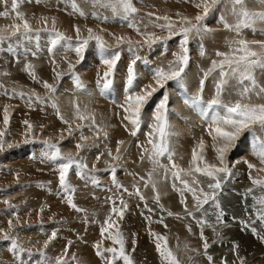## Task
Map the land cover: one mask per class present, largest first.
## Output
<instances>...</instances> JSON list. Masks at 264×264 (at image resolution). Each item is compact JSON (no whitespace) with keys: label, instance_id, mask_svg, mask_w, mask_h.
<instances>
[{"label":"rangeland","instance_id":"obj_1","mask_svg":"<svg viewBox=\"0 0 264 264\" xmlns=\"http://www.w3.org/2000/svg\"><path fill=\"white\" fill-rule=\"evenodd\" d=\"M131 2L137 11L125 16L122 11L114 14L110 8L93 6L92 0H75L78 9L84 13L81 16L79 11L73 9V0H17V11L24 14L33 30L29 38H24L11 34L14 24H22L11 10L12 0L6 3L0 0V13L9 12L8 17L0 15V33L5 36L0 42V132L3 133L0 140L4 143L0 151V262L56 264L59 258L62 264H124L122 258L113 259L112 253L104 251L112 247L119 250V245H114L111 239L119 231L123 234L125 254L132 264H169L157 251L158 242L162 248L171 251L178 264H204L199 260L213 248L209 243L207 250L203 245L184 257L177 249L172 234L178 226L189 228L190 224L193 227L196 223L201 228L211 226L209 220L213 221L210 232L214 234L203 231L204 241L215 235L218 242L215 246L222 245V250L215 248V253L210 257L213 255V258L215 254V257L219 255L223 259L233 250V243L223 231L228 228L219 226L218 229L216 226L227 224L231 228L238 225L240 230L247 226L241 234H249L257 243L241 240L240 245L246 252L241 254L240 264H264V257H259L264 252V245L261 248L263 252L259 250L264 244V221L258 216L259 211H264V205L259 203L264 199V187L250 184L253 179L264 180V171L257 173L264 169V164L255 154L259 145L264 143V128L259 124L245 128L227 148L224 160L232 175L217 174L221 181L220 188L209 189L208 184L215 181L194 172L197 165L203 168L205 163L223 166L217 159V145L210 144L215 132L212 135L209 133L212 119L225 114L224 105L238 101L264 104V92L259 91L264 88V67L257 66L252 70L256 87L253 88L248 80L241 82L239 77L229 76L220 87L219 96V69L205 78L212 62L223 59L216 55L217 52L232 54V49L238 47L234 41L246 40L253 50L259 51V46L251 42H264V21L257 20L251 27L242 28L237 35L235 31L226 29L221 21V17L229 25H235L238 21V16L232 12L230 0H216L215 4L212 0ZM204 6L209 7V12L201 23L209 31L190 35L187 44L189 63L182 81L168 80L164 82V88L157 87L155 73L161 69L165 72L170 70L169 66L176 60L174 54L181 52L182 37L174 35L169 38L167 29L156 26L166 22L156 20V17L168 16L178 32L184 26L182 18L187 17L196 23L195 16L203 15ZM244 6L252 12H264V4L259 0H245ZM130 23L139 27L142 34L138 35L129 27ZM89 29L92 30V37L100 36L103 39V56L95 39H89ZM55 32L70 37V42L61 41L52 48ZM144 33H155L160 39L149 45L144 42ZM117 37L130 38L133 42L131 50L125 41L118 42ZM85 39L89 42L82 48L81 56H77L74 49L79 46L78 41ZM19 46L25 48V53H19ZM50 48L52 51H49ZM202 50L204 55H201ZM114 53H119L120 58L108 77L111 83L105 88L104 73L108 68L102 60L110 59ZM69 63L73 65L71 70ZM28 65L33 66L31 70L27 68ZM130 68L133 73L131 88L128 86ZM29 71H34L35 79ZM44 74L50 76L48 80L51 81L47 83L55 87V92L43 86L47 81L41 80ZM76 78L81 87L77 86ZM149 85L157 90L143 106L140 126L133 136V125L124 119L128 115L124 111L126 98L129 93H141ZM246 88L250 91L242 95ZM164 95L168 96L166 142L174 153L173 161L178 168L191 172V175L182 172L181 179L188 180L190 186L198 191L202 188L209 190L204 192L215 195L214 200L209 198L202 206L198 205L192 192L184 190L180 180L172 176V171L176 169L171 168L167 155L159 158L160 163L169 169L167 173L165 168L157 167L149 159L152 145L148 140H158L157 133L151 127L156 123L153 117ZM197 96L202 97L199 104L193 106L185 103L186 98ZM29 97L32 98L31 102ZM37 97L43 103L38 102ZM217 98L220 105L210 107V102ZM5 112L8 115L7 124L4 123ZM80 116L86 118L80 119ZM25 121L32 125L31 130ZM218 140L221 139H213V142ZM45 141L59 147L63 156H72L87 164V168L83 169V178L77 174L80 170L75 167L69 169L67 177L72 190L71 199L82 211L69 206V195L59 183V164L63 161L54 162L47 157L49 148ZM77 145L81 147L78 149ZM193 149L199 158L196 164L192 163ZM117 156L118 159L115 158ZM245 161L255 167L248 169ZM193 179L197 183L193 184ZM117 184L123 187H117ZM173 184L176 185L175 189ZM137 189L143 200L136 194ZM196 195L203 199L199 192ZM173 198L179 200L177 208L169 203ZM121 200L127 204L126 209ZM113 207L123 210L122 219L112 212ZM233 209L245 210L244 215L254 220L245 224L228 223L229 213ZM109 217L110 228L105 224ZM219 220L225 223L220 221L222 223L219 224ZM102 227L107 228L103 237ZM6 233L16 241L15 248L11 240L4 239ZM52 233L56 234L55 237ZM194 236L197 240L198 236ZM159 237L165 238L166 243ZM97 244L104 258L97 255ZM248 244L253 247H250L252 252L249 254V250H246ZM235 247L238 249L239 245L235 243ZM226 262L222 260L220 264H229Z\"/></svg>","mask_w":264,"mask_h":264},{"label":"snow or ice","instance_id":"obj_2","mask_svg":"<svg viewBox=\"0 0 264 264\" xmlns=\"http://www.w3.org/2000/svg\"><path fill=\"white\" fill-rule=\"evenodd\" d=\"M6 3L7 0H4ZM261 4H264V0H259ZM93 6H99V7H106L110 8L112 12L118 13V12H123L125 16L132 15L136 13L137 9L132 5L131 0H92ZM212 3L215 4L216 0H212ZM230 3L232 5V12L234 15L238 16V21L235 25H229L227 21L224 20L223 17H221V21L224 23V27L230 31H235L237 35H239L240 31L242 28H248L251 27L257 20L264 21V12H252L249 11L245 5V0H230ZM197 7H201V5H196ZM237 6H240L237 8ZM17 0H12L11 4V10L12 12L16 13V18L22 21V24H14L12 27L14 31H12V35H20L23 36L24 38H29L30 35L32 34L33 30L30 26V23L27 19L24 18V14L20 13L17 11ZM72 7L75 11H79V14L81 16L84 15L82 10L78 9V6L75 3V0H73ZM209 12V7L204 6L203 8V15H196L195 16V21L196 23H193L190 19L187 17L182 18L181 23L184 25L179 29V31H175V24L173 21L170 20L168 16H163V17H156V20H164L166 23L163 25H156L157 27H160L162 29H167L168 31V36L171 38L174 35H180L182 37L181 42H180V47H181V52L176 55V60L173 65H170V70L168 72H165L163 69L158 70L155 73L154 79L156 82V86L159 88H164L165 81L168 80H176L178 82L182 81L183 79V74L185 72V68L187 67L189 63V55H188V48L187 44L190 38V35L195 32L197 35H200L202 33H207L209 29L201 23V21L208 15ZM0 15H3L4 17H8L9 12L5 11L3 13H0ZM150 16L152 15L151 13L149 14ZM45 23L47 21L45 20ZM55 21H53V24ZM21 27L23 28V31L21 32ZM129 27H132L138 35H141V30L139 27H136L134 24H129ZM77 34L79 35V29L76 30ZM90 33L89 39H95L97 42V45L101 51V54L103 56V52L105 50V44L103 39L100 36H91L92 30H88ZM55 39L51 41L52 48H55L56 45L61 42L68 40L70 42L71 38L70 37H65L59 32H55ZM145 35V43L151 45L153 43H156L157 40L160 38L156 36L155 33H144ZM5 39V36L0 33V42H3ZM117 41H125L128 46L129 50H131L133 46V42L130 38H125V37H117ZM89 40L85 39L83 41H78L77 47H75V52L77 56H81V50L82 48L86 47L88 44ZM238 45V47L232 49V54L228 53H221L217 52V56L223 57L222 60L220 61H213L211 68L205 73V78L207 75L211 74L213 71H216L219 69V75L221 77L220 84L218 85V96H219V91L220 87L222 86L223 83L226 82L227 78L229 76L233 77H239L241 82L244 80L250 81L252 87H256L255 80L252 76V70L257 67H264V42L260 41H252L251 44H256L259 46V51L253 50L252 47H250V42L243 40V39H238L234 41ZM49 51H52L50 48ZM201 55H204V51H201ZM119 53H114L112 57L109 58H103L102 62L107 66L108 71L104 73V87L107 88L111 81L108 79V77L111 74L112 69L115 68L116 62L119 60ZM32 65H28L27 68L29 70L32 69ZM73 65L69 63V69L71 70ZM29 74L33 76L35 79V73L34 71H29ZM59 75V74H58ZM132 78H133V73L132 69H129V80H128V86L129 88L132 87ZM76 83L78 87H81L82 85L79 82V79L76 78ZM203 83L204 81H201V92L203 89ZM43 86L46 89H49L52 92H55V87L52 85H49L47 82L43 83ZM157 90L156 87H152L151 85L147 86L141 93L137 94H132L129 93V95L126 98V107H124V111L128 113V115H125L124 119L128 120L129 123L133 125V128L135 129L132 131V135H136V130L139 129L140 126V114L143 106L147 104L148 99L155 93ZM250 89H245L244 93L242 95H247ZM260 92H264V88H260ZM23 95V94H21ZM31 97H29V101L31 102ZM202 97L197 96V97H191V98H186L185 103L191 104L193 106L199 104L201 102ZM37 101L40 103H43V100L37 97ZM220 100L213 99L210 102V107L211 106H216L220 105ZM224 115L220 116L217 115L214 117L211 121L210 125V135L212 132H215V136H213V139H221L224 142V146L221 148L216 149L218 156L217 159L219 160L220 165H223L222 167H217L216 165H208L205 163L204 167L201 168L200 166H196L194 168V172L196 173H201L204 176H207L209 179L215 181L214 183H209L208 188L209 189H218L221 186V181L217 178V174L219 173H224L226 176L232 175L231 169L228 167V165L225 163L224 160V153L227 150V148L232 144L233 141H235L239 134L245 129L250 127L251 125L254 124H259L261 128H264V104H251V103H241V102H236L231 105H224ZM167 113H168V96L164 95L163 99L159 102L153 119L156 121L154 125L151 127L154 129V132L157 133L158 135V140L155 138H150L148 140V143L152 145V154L149 157L153 161V163L157 167L165 168V172L167 173L169 169L160 163V157H164L167 155V158L169 160V163L171 165L172 169H176L175 171H172V176L176 180H180V182L184 185V190H187L189 192H192L193 198L197 200L198 205L207 203L209 198L215 199L214 194H209L204 192V190L201 188L199 189L201 195L203 196V199L201 200L199 197H197L196 192L197 190L193 187L190 186L188 180H182L181 179V173L184 172L185 175H191V172H185L183 169H179L178 166L174 163L173 161V155L169 150L168 144L166 142V137H167V127H168V122H167ZM80 119H85L86 117L80 116ZM4 123H8V115L7 112H5L4 116ZM27 124L29 130H31L32 125L28 124L27 121H25ZM225 128L229 130H225ZM107 134L105 133V136ZM3 136V133L0 132V137ZM149 136L151 137L152 134L149 133ZM84 139H87L86 137ZM46 146L49 148V151L46 153L47 157L52 160V161H63L62 163L59 164V183L61 189L69 195L68 203L69 206L73 207L77 211H82L81 209L77 208V206L73 203L71 199V188L70 185L67 182V177L69 173V169L75 167L79 169L80 171L77 173L78 175L82 176L83 169L87 168V164L81 163L80 161L75 160L74 157L72 156H63L61 154V151L59 147L56 145H49L47 141L44 142ZM122 143V142H120ZM203 146V142L201 141V147ZM4 143L2 140H0V151L3 150ZM81 145H77V148L79 149ZM117 152H119V148L117 149ZM260 160L261 164H264V143H261L259 145L258 151L255 153ZM111 155V153H109ZM118 159L119 157H115ZM99 159V157H97ZM198 156L196 153V150L193 149L192 153V163L196 164L198 160ZM245 163H248L245 161ZM255 166L252 165L251 163H248V168L253 169ZM155 170V169H154ZM260 171H264V169H260ZM113 177L115 176V169L112 170ZM115 183V179H114ZM193 184L197 183L195 179L192 181ZM253 184L255 185H260L264 187V180H259V179H253ZM117 187H123L122 185L117 184ZM176 185L173 184V188L175 189ZM153 188L155 189V185L153 184ZM127 191V189H125ZM137 195H140L139 189H137L136 192ZM140 198L143 200V196L140 195ZM157 201L159 200V196L157 195L156 197ZM182 203L183 198H182ZM115 203V202H114ZM120 203L123 205V208H127V204L121 200ZM260 204L264 205V199H261L259 201ZM112 212L114 214H118L120 218H123V210L118 209L116 207H113ZM171 214V213H170ZM259 218L264 221V211H259L258 212ZM111 217L106 219L105 224L108 225V227H112V224L110 223ZM162 222V221H161ZM12 224L11 221H9V227L11 228ZM190 230V229H189ZM107 231V228L101 229V236H104V233ZM55 233H52V236L55 237ZM202 239H203V234H201ZM4 239L6 240H11L13 248H15L16 241L12 239L7 233L4 235ZM112 242L114 245H119V250H117L116 247L112 248H107L104 251L112 253L113 254V259L119 257L122 258L124 261V264H132L130 258L125 254L124 250V238L123 234L117 231L115 235L111 236ZM159 240H165L163 237H159ZM166 243V240H165ZM97 248V255L101 256V258H104L103 252L100 251V245L97 244L95 245ZM157 251L160 253V255L169 262V264H178V261L175 259L171 251H169L166 247H161V244L158 242L157 245ZM209 247L208 243L205 241L204 243V249L207 250ZM209 260H211V257H209ZM56 264H62V261L58 258Z\"/></svg>","mask_w":264,"mask_h":264},{"label":"bare ground","instance_id":"obj_3","mask_svg":"<svg viewBox=\"0 0 264 264\" xmlns=\"http://www.w3.org/2000/svg\"><path fill=\"white\" fill-rule=\"evenodd\" d=\"M203 4V3H202ZM258 4V3H257ZM197 5V4H196ZM189 7V6H188ZM189 10V9H188ZM199 10H201V8L200 9H198V10H196L197 12H199ZM187 11V10H186ZM193 10H191L190 12H192ZM196 11L194 12V13H196ZM184 12H185V9H184ZM48 77H50L48 74H44V77H42L41 78V80L42 81H44V80H47L46 82H49V80L51 81V79H49L48 80ZM27 91V90H26ZM81 91V90H80ZM28 92V91H27ZM89 93V92H88ZM91 95V94H90ZM72 98V97H71ZM76 98V97H75ZM90 98V97H89ZM63 99H65V98H63ZM67 99V98H66ZM69 99V98H68ZM67 99V100H68ZM90 100L92 101L93 99H91L90 98ZM70 101H71V99H70ZM97 101V100H96ZM64 102L66 103V101L64 100ZM71 108V107H70ZM224 108V107H223ZM223 112V111H222ZM221 113V112H220ZM222 114V113H221ZM223 114H224V112H223ZM123 117V116H122ZM111 121V120H110ZM121 121V120H120ZM212 135V134H211ZM216 135V134H215ZM214 135V136H215ZM210 137V136H209ZM212 137V136H211ZM209 140V138H207V142H209L208 141ZM210 141H211V143L210 144H216L217 145V148H220V146L222 147V145H223V141L222 140H218L216 143H214L213 142V139L211 138L210 139ZM215 141V140H214ZM234 142V141H233ZM232 145V144H231ZM226 158V157H225ZM141 161V160H140ZM245 168H246V165H245ZM249 169V168H248ZM262 169V168H261ZM251 170V169H250ZM260 172L261 171H257V173L258 174H260ZM247 174L249 175V171L247 172ZM250 177H252V175L250 176ZM249 179V176L247 177V180ZM251 179V178H250ZM242 183V182H241ZM247 185H249L248 183H246ZM250 184H252L253 185V182H251ZM251 185V186H252ZM245 187V186H244ZM204 191H206V192H208L209 190H204ZM197 192H199L200 193V191H198L197 190ZM196 192V193H197ZM201 194V193H200ZM201 197H203V196H201ZM178 199H175V198H173V200H171L169 203H171V205H172V207H174V208H177L178 206L177 205H179V203H178ZM246 201V200H245ZM176 206V207H175ZM180 207V206H179ZM238 208V207H237ZM175 210V209H174ZM240 210V211H239ZM167 211V210H166ZM244 211V212H243ZM225 212V211H224ZM231 213H229L230 215H229V220H228V218L226 219V220H228V223H243V224H245V223H247V222H251V221H253L254 220V218H250V217H248V215H244V213H245V210H241V209H233V210H231L230 211ZM224 214V213H223ZM227 213H225V215H226ZM227 216V215H226ZM235 216H237V217H239V218H237V217H235ZM219 217V216H218ZM173 218H175V217H173ZM177 218V217H176ZM196 218H198V217H196ZM224 218V217H223ZM236 219V221H233V220H235ZM240 220H242V221H240ZM188 221V220H187ZM220 221H223V220H219V224L220 223H222V222H220ZM208 222L211 224V226H205L204 228H201L200 227V224L199 223H196L193 227H191V224L189 225V228L188 227H186V226H178V227H176L177 226V224H174L175 225V229H174V231H173V236H175V239H176V242H177V249L184 255V257H188V256H190L191 254H193L195 251H196V249H198V247H200V248H202V246L204 245V243H205V241H204V237H203V239H202V236H201V234H202V232L203 231H207V233H210V234H214V233H211L210 232V230H212V228H213V221L212 222H210L209 220H208ZM260 222V221H259ZM174 223V222H173ZM223 223H225L224 221H223ZM261 223V222H260ZM258 225V224H257ZM204 226V225H203ZM219 226H221V227H223V229L224 228H228V230H223L224 232H225V234L226 235H228V239H230V241L233 243V250H230V256L228 255V256H225L223 259H221L220 257H219V255H217L216 257H215V254H214V257L212 258V256H211V260H209V257H210V255L212 254V253H215V252H213V251H216V250H222V245L221 246H219L218 247V245H217V247L215 246L216 244H218V242H216L215 240V235H214V237H211V238H206V241H207V243H209L210 244V247L212 248H209V250H210V252L209 251H206V252H208V255H205L204 256V258H201L200 260H199V263H200V261H202V263H204V264H220V263H222V260H226L227 262L226 263H229V264H240V258H241V254L242 253H245L246 251H245V249L240 245V242H241V240H243V239H246L247 241H249V242H251V243H254V242H256L257 243V241H255L251 236H249V234H245V235H243V234H241V231L242 230H245V228H247V226H245V228L244 229H242V230H240V229H238L239 228V226L237 225H233V227H228L227 226V224H223V225H218V226H216L218 229H219ZM231 226H232V224H231ZM249 226H251V227H256V225H249ZM259 226V225H258ZM190 229V230H189ZM168 231V230H167ZM250 233V232H249ZM171 234H169V235H171ZM196 234V236H198L197 238V240H196V238H195V235ZM251 234V233H250ZM253 234V233H252ZM235 243L236 244H238L239 245V248L237 249L236 247H235ZM243 244V243H242ZM263 245L264 244H262V246H260L259 247V250L261 251V252H263L262 250L264 249L263 248ZM252 245L251 244H248L247 245V248H246V250H249V251H247V253L249 254V253H251L252 251H251V249H250V247H251ZM215 248H217L216 250H215ZM251 248H253V247H251ZM254 248H258V247H254ZM261 248H263V249H261ZM234 252V254L232 255V253ZM223 254H221V256H222ZM223 257V256H222ZM259 257H264V252L261 254V255H259ZM185 259H187V258H185ZM263 260V259H262ZM184 261V260H183ZM218 261V262H217ZM261 260H259V262H260Z\"/></svg>","mask_w":264,"mask_h":264},{"label":"built area","instance_id":"obj_4","mask_svg":"<svg viewBox=\"0 0 264 264\" xmlns=\"http://www.w3.org/2000/svg\"><path fill=\"white\" fill-rule=\"evenodd\" d=\"M47 207H49V206H47ZM25 259H26V260H29V257H26ZM0 263H2V264H3V262H0Z\"/></svg>","mask_w":264,"mask_h":264}]
</instances>
